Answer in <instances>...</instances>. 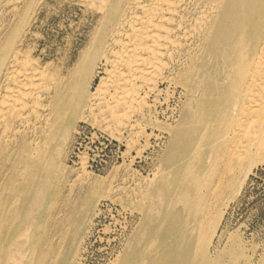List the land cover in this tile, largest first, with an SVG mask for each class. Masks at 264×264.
<instances>
[{
  "label": "bare ground",
  "instance_id": "1",
  "mask_svg": "<svg viewBox=\"0 0 264 264\" xmlns=\"http://www.w3.org/2000/svg\"><path fill=\"white\" fill-rule=\"evenodd\" d=\"M55 1L79 6L88 30L50 58L37 37L56 4L0 0V264H84L75 229L92 232L107 212L85 156L67 173L82 122L126 142V159L151 158L152 174L129 166L123 178L125 243L109 264L174 260L177 243L183 261L196 242L203 264H264L260 242L209 248L225 212L213 208L217 186L233 183L224 167L237 150L236 181L264 163V0ZM76 183L93 197L67 208Z\"/></svg>",
  "mask_w": 264,
  "mask_h": 264
},
{
  "label": "rangeland",
  "instance_id": "2",
  "mask_svg": "<svg viewBox=\"0 0 264 264\" xmlns=\"http://www.w3.org/2000/svg\"><path fill=\"white\" fill-rule=\"evenodd\" d=\"M50 1L51 4L58 5V8L56 5H54V7L58 10V12H56L58 15L53 13V15L50 16V18H48L44 24H41V34L37 37V40L41 41L38 42L40 49L45 48L49 53L50 58H57L61 52L64 51V48L69 46L68 44L70 43L72 45L74 44L73 47L75 48L82 46L86 40L85 36L87 34L88 28L83 25V14L79 6L66 2L67 4L64 3V5H62L63 7H59V4H57L55 0ZM77 15L78 17H82L78 18ZM75 24L77 26L79 25L78 28ZM74 28H76L78 31H76ZM68 37H72L70 41ZM65 39L68 40L66 41ZM58 46L59 49L61 48L60 51ZM80 128L81 135H78L75 138L74 149L65 155L67 173H69V175H74L75 170L72 168H74L75 163L79 162L82 156L86 157V160H88L86 161L87 166L90 168L92 167V169L95 171V178L93 180L101 194L99 199L100 206L105 212H107V214L102 215L96 220V225L92 232L88 233L87 229H82V227L79 228L78 226L76 227L75 231L78 234H84V236H86L83 247L85 250L84 260H82L84 264H109L125 243V237L122 234V223L125 221L127 214H125L126 211L123 208L130 203V199L127 197L126 189H124L123 178L128 172L129 166L138 169L143 175H147L149 173L152 174V171L149 170L151 158L146 162L143 157L138 155L136 156V150H132L131 156H128L126 159L124 156H122L123 152L127 150L126 142L123 143L108 133L98 130L84 122L81 123ZM148 138V136H143L140 139V144L145 145V142L148 140L154 142L153 138ZM148 151L151 152V150H147L145 154H148ZM211 151L213 150L207 145V148H205L203 151L202 158L196 162L197 169L200 170L207 165L211 157L209 154ZM241 155L242 152L237 150L234 157L224 167V172L227 170L229 171L228 173H225V175L230 176V178L233 180L231 185L232 187H230L229 183L227 184V178H224L218 184V195L212 201L213 208L220 210L225 209L224 216L218 225L217 232L214 236V239L211 240V246L209 247L211 254L214 255L221 252L222 250H227L230 252H224L225 255L231 253L234 254L235 252H238L240 247L244 244L248 245L249 247L252 246V243L254 242H260V244H264V163L254 166L253 170L246 178H244V180L236 181V175L234 174L239 172L237 166L241 161ZM130 163H132V165H129ZM127 179V182H133L132 179ZM110 182L117 186V190L115 192L109 191L111 186ZM69 189V187L64 189V195L69 199L67 201V208H72L76 204L79 205L82 201H86L88 198L93 197V194H91L92 191L89 193L83 191L80 183H76L74 185V188L70 194ZM107 190L110 192V194ZM106 196L110 199L106 198ZM68 212L69 211L64 214V217H67ZM212 223L213 221L207 224L213 225ZM106 228H108L107 232ZM211 232L213 233V230ZM87 233L88 235H86ZM192 236L193 238L191 240H195L198 238L199 234L195 233L192 234ZM175 237L176 235L174 234L173 229L167 230L164 234H161V238L166 240L173 239ZM68 241L69 239H67V241L62 245H64L65 248L67 244H70V248L72 249V244H75L76 242L74 239H71L70 243H68ZM205 245L201 251H198V249H196L198 248L196 242L195 250L192 247V250H189L188 252L189 258H186L182 261L184 254L179 252L182 248V245L177 243L174 245V251L177 252L174 260H165L160 264H203L202 255L206 249ZM141 246L142 245L136 246V248ZM156 260L157 259H147L146 263L152 264L156 262Z\"/></svg>",
  "mask_w": 264,
  "mask_h": 264
}]
</instances>
